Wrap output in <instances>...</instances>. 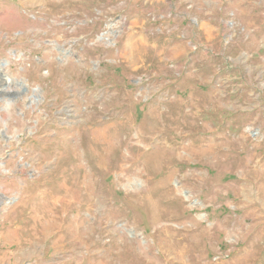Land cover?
<instances>
[{
    "label": "rangeland",
    "instance_id": "rangeland-1",
    "mask_svg": "<svg viewBox=\"0 0 264 264\" xmlns=\"http://www.w3.org/2000/svg\"><path fill=\"white\" fill-rule=\"evenodd\" d=\"M0 264H264V0H0Z\"/></svg>",
    "mask_w": 264,
    "mask_h": 264
}]
</instances>
